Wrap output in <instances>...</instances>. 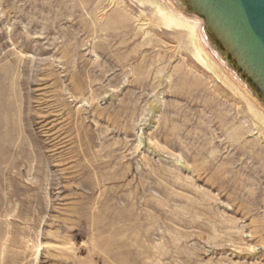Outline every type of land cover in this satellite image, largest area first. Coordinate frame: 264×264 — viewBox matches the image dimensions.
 <instances>
[{
	"label": "rangeland",
	"instance_id": "374dc122",
	"mask_svg": "<svg viewBox=\"0 0 264 264\" xmlns=\"http://www.w3.org/2000/svg\"><path fill=\"white\" fill-rule=\"evenodd\" d=\"M200 23L0 0V264H264V106Z\"/></svg>",
	"mask_w": 264,
	"mask_h": 264
},
{
	"label": "water",
	"instance_id": "95a60500",
	"mask_svg": "<svg viewBox=\"0 0 264 264\" xmlns=\"http://www.w3.org/2000/svg\"><path fill=\"white\" fill-rule=\"evenodd\" d=\"M201 21L196 38L264 106V0H169Z\"/></svg>",
	"mask_w": 264,
	"mask_h": 264
},
{
	"label": "bare ground",
	"instance_id": "6f19581e",
	"mask_svg": "<svg viewBox=\"0 0 264 264\" xmlns=\"http://www.w3.org/2000/svg\"><path fill=\"white\" fill-rule=\"evenodd\" d=\"M180 15H181V14H180ZM180 15H179V17H180L181 19H183V20H184V17H183L182 15H181V16H180Z\"/></svg>",
	"mask_w": 264,
	"mask_h": 264
}]
</instances>
